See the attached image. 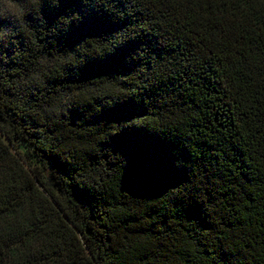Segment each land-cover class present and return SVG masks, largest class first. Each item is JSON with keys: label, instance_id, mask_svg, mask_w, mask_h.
Listing matches in <instances>:
<instances>
[{"label": "trees", "instance_id": "trees-1", "mask_svg": "<svg viewBox=\"0 0 264 264\" xmlns=\"http://www.w3.org/2000/svg\"><path fill=\"white\" fill-rule=\"evenodd\" d=\"M0 264H264V0H0Z\"/></svg>", "mask_w": 264, "mask_h": 264}, {"label": "clouds", "instance_id": "clouds-1", "mask_svg": "<svg viewBox=\"0 0 264 264\" xmlns=\"http://www.w3.org/2000/svg\"><path fill=\"white\" fill-rule=\"evenodd\" d=\"M9 4H10V0H9Z\"/></svg>", "mask_w": 264, "mask_h": 264}]
</instances>
